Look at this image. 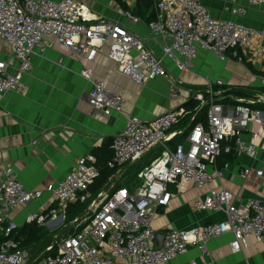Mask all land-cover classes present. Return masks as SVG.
I'll use <instances>...</instances> for the list:
<instances>
[{"label":"built area","instance_id":"obj_1","mask_svg":"<svg viewBox=\"0 0 264 264\" xmlns=\"http://www.w3.org/2000/svg\"><path fill=\"white\" fill-rule=\"evenodd\" d=\"M247 2L264 11V0ZM152 3L154 18L148 27L151 33L163 38V54L179 72L192 70L200 52H211L224 60L231 50L235 60L252 64L264 57V29L215 18L197 0ZM223 8L233 15L245 12L235 5V0H226ZM124 15L132 22L138 21L129 11ZM50 38L68 48L72 55H85L90 61L106 47L118 70L136 83L165 76L171 96L183 85L179 77L166 71L162 58L139 37L118 22L102 17L92 19L79 0H0V39L10 49L9 54L0 57V102L8 92L26 93L28 86L23 77L31 69L33 54L42 52ZM80 74L92 84L86 98L90 106L107 115L121 112L122 98L111 92L105 81L93 82L91 67H83ZM261 83L264 84V78ZM214 85L223 86L224 82L217 79L208 82L204 90L192 92L191 99L197 102L193 112L196 116L205 107L206 124L192 123L193 116L184 140L172 147L169 142L184 134L182 129H172L188 114L184 108L168 109L149 120L123 114V128L110 143L112 156L107 161L108 168L125 170L152 149L161 147L159 155L137 172L138 183L128 187L113 182L109 189L93 195L90 186L100 175L96 159L92 154L78 158L60 180L45 188L55 206L25 217L27 223L48 225L52 231L58 229L44 249L45 255L31 260L30 251L17 240L6 238L0 243V264H168L190 246L206 253L209 240L225 233L231 234L229 245L233 252L241 250L248 236L264 240L262 162L254 168L245 166L240 173L244 178L254 170L262 181L258 196L232 200L228 190L209 187L194 199L192 207L199 212H222L224 219L168 229L160 246L155 244L151 222L156 209L168 204V184H176L179 190L189 183L209 186L214 176H223V170L215 166L222 153L244 154L250 160L258 157L254 140L264 134V113L250 105L264 104V94L238 98L235 104L224 105L216 101L222 92L215 90ZM251 117L260 121L261 131L250 132L249 140H244L242 133ZM208 166H213L214 173ZM43 192L28 190L13 168H0V235L7 236L16 228L10 213L20 205L38 200ZM75 202L89 203L82 215L64 225L68 205ZM63 226L72 231L61 237Z\"/></svg>","mask_w":264,"mask_h":264},{"label":"crops","instance_id":"obj_2","mask_svg":"<svg viewBox=\"0 0 264 264\" xmlns=\"http://www.w3.org/2000/svg\"><path fill=\"white\" fill-rule=\"evenodd\" d=\"M79 1L87 7L92 19L102 17L118 22L139 37L145 46L162 58L166 71L179 77L183 85L171 96L165 76L147 80L144 84L136 83L118 70L117 63L108 57L106 47L90 61L85 55H72L68 48L50 38L42 52L36 51L33 54L31 69L23 77V82L28 86L26 93L8 92L0 102V168H13L17 179L28 190L44 191L38 200L20 205L10 213V218L16 225L13 233L27 223L25 217L28 214L42 213L55 206L45 188L49 183L60 180L78 158L92 154L97 167L104 165L112 156V137L123 128V114L131 113L142 120H149L168 109L183 108L190 101L193 91H202L208 82L213 83L217 79L222 80L224 85H214L215 90L222 92L216 100H221L224 105H233L238 98H253L230 93L229 89L248 88L255 91L259 86H264L261 83L264 76L253 73L246 64L247 61L238 62L229 53L222 60L211 52H200L193 62L192 70L179 72L174 63L163 54V38L151 33L149 22L145 20L147 15L153 14L151 6L144 8L138 0ZM197 1L205 5L215 18L231 19L248 27L264 29V11L259 6L248 4L247 0H235L236 6L245 9L241 15L225 11L223 7L226 0ZM126 11L138 18V21L132 22L126 18ZM9 53V47L0 39V57ZM248 63L256 70L264 71V57L257 64ZM83 67L92 68L93 82L105 81L111 92L122 98L121 112L107 115L87 103V92L92 84L80 74ZM259 105L260 108L253 109L264 113V104ZM195 113L189 110V117L182 118L172 128L184 130L182 140L191 127L190 122L193 116L195 118ZM198 115L196 122L206 124L204 110ZM261 127L260 121L251 117L242 138L249 140V133L260 132ZM254 143L259 152L255 160H250L244 154L220 155L215 166L223 170V176H214L209 186L197 187L194 183H189L179 190L176 184H168L171 197L166 206H160L155 211L151 222L154 233L224 219L222 212H199L192 207L194 199L205 194L209 187L228 190L232 194V200H247L258 196L262 181L254 170L244 178L240 175L243 167L254 168L264 162V134L258 136ZM146 157L148 156L145 155L141 160ZM135 164L138 163L126 167V170L129 171L128 168ZM225 164H228L226 168ZM126 170L113 173L106 189L115 181L122 182ZM208 170L214 173L213 166H208ZM123 182L120 185H124ZM42 226L47 231L45 234H55L58 231ZM230 240V233L213 237L207 244L206 253L190 246L168 264H264V240L257 241L253 236H248L245 245L238 252L231 250ZM49 244L26 249L31 255L38 254L37 260H40Z\"/></svg>","mask_w":264,"mask_h":264},{"label":"trees","instance_id":"obj_3","mask_svg":"<svg viewBox=\"0 0 264 264\" xmlns=\"http://www.w3.org/2000/svg\"><path fill=\"white\" fill-rule=\"evenodd\" d=\"M117 1L121 2V0H117ZM138 1L140 3H142V6H144V8H148L149 6H151V8H152L151 9L152 10L151 12L153 14H152V16L151 15H147L146 18H145V20L147 22L151 21L154 18V10H153L152 0H138ZM121 5L123 6V8L125 10H127L125 4L122 3ZM139 8H141V5L137 9L138 11L140 10ZM227 53H229L232 56L231 50H229ZM246 64H248L249 68L251 69V71L253 73H258V74L264 76V71H260V70L258 71V70H256L248 62ZM229 92L230 93H233V94H236V95H244L245 97L247 95L249 97L250 96L251 97H254L256 93H262V94H264V86H259L255 91L254 90H251V89H248V88H243V89H239V90H235V89L234 90H230L229 89ZM216 101L222 103L221 100H216ZM234 102L235 101H233V103ZM195 105H197V102L195 100L191 99L188 103H186L184 105L183 108L185 109L186 112H188L189 110L193 111V109L196 107ZM250 106H251V108H260L261 105H259V103H255V104H252ZM201 110L202 111L204 110V112H205L206 111V108L205 107H202L198 111L200 112ZM198 111H197V115L199 114ZM189 115L187 114L186 116L189 117ZM197 115L193 119L192 123L196 122V120H197V118L199 116V115L198 116ZM186 116L183 117V118H186ZM182 137H183V134L182 135L175 136L169 142V144L171 146H174V144H176L177 142L182 141ZM160 152H161V147L160 146L152 149L148 154H146V156L151 155L152 157L148 161H146L144 165L149 164L150 161L153 158L157 157ZM228 155H231V154H228ZM107 161L104 163L103 166L98 167L99 168V171H100V175H99V177L97 179L94 180L93 184L90 186V191H91V193L93 195H95L101 189H104V188L106 189L109 186V184H110L109 177L111 175H113V173L116 172V169L108 168L107 167ZM136 163H139V162H136ZM144 165L141 166V168L144 167ZM140 169H138V171ZM138 171L133 172V174L134 173L137 174ZM128 181H130V180H128ZM115 182H116V185L122 183V182H118V181H115ZM88 203L89 202H85V203L75 202V203L69 204L68 205V208L66 210V219L67 220H72L74 217L82 215L85 212ZM45 233H47V231L45 230V227H43L42 225H38V224H35V223H25L23 226H21L20 228H18L17 232H15V233H13V231H11V232L8 233L7 236L0 235V243L4 239H6V238H13V239L17 240L20 243V245H22V247H25V248H27V247H34L36 245H38V246H40V245L41 246H45L46 244H48L47 240H45ZM37 255L38 254L33 253L31 255V259H33ZM42 256L43 255H41L40 258H42Z\"/></svg>","mask_w":264,"mask_h":264},{"label":"rangeland","instance_id":"obj_4","mask_svg":"<svg viewBox=\"0 0 264 264\" xmlns=\"http://www.w3.org/2000/svg\"><path fill=\"white\" fill-rule=\"evenodd\" d=\"M201 109V108H200ZM152 156L151 155H149L148 157H146V158H144L143 160H141V161H138L139 163L136 165H133V166H131L130 168H128L129 169V171L128 170H126V174L124 173L123 174V176H122V180L124 181H122L123 183H124V185H127L128 187H130V184L132 185V184H137L138 183V181H139V179L138 178H136V173H134L133 174V172H135L136 170H138V169H140V167L143 165V164H145V162L147 161V159H149V158H151ZM133 174V175H132ZM128 180H130V182L128 181ZM127 184H126V183ZM130 183V184H129ZM70 222V220H67V219H65V223H64V225L65 224H68ZM45 225H47V224H45ZM48 226V225H47ZM64 228V231L60 234L61 235V237H63V236H66L67 234H66V232H68V231H72L71 229V227L70 228H68V229H66L65 230V228L67 227V226H63ZM45 240H47V242L48 243H51L52 242V240H53V234H45ZM33 257V256H32Z\"/></svg>","mask_w":264,"mask_h":264},{"label":"water","instance_id":"obj_5","mask_svg":"<svg viewBox=\"0 0 264 264\" xmlns=\"http://www.w3.org/2000/svg\"><path fill=\"white\" fill-rule=\"evenodd\" d=\"M163 237H164V232H157V233H155L154 239H155L156 246H160Z\"/></svg>","mask_w":264,"mask_h":264}]
</instances>
